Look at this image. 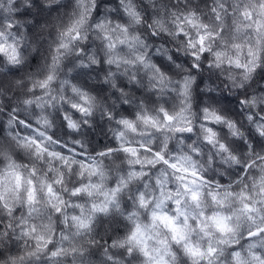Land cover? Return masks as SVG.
<instances>
[{
    "label": "clouds",
    "instance_id": "obj_1",
    "mask_svg": "<svg viewBox=\"0 0 264 264\" xmlns=\"http://www.w3.org/2000/svg\"><path fill=\"white\" fill-rule=\"evenodd\" d=\"M0 264H264V0H0Z\"/></svg>",
    "mask_w": 264,
    "mask_h": 264
}]
</instances>
